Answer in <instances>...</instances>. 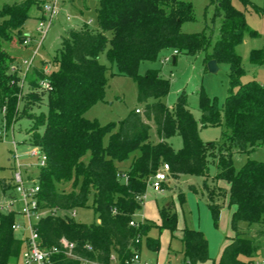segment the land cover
<instances>
[{
    "label": "trees",
    "instance_id": "1",
    "mask_svg": "<svg viewBox=\"0 0 264 264\" xmlns=\"http://www.w3.org/2000/svg\"><path fill=\"white\" fill-rule=\"evenodd\" d=\"M241 1L246 8L264 15V4ZM215 2L214 14L221 23L218 37L213 40V34L204 30L181 31V24L193 17V7L188 2L98 0V28H89L87 23L72 27L62 36L61 46L52 58L57 68L45 72L41 67H30L23 77L11 69L14 58L1 41L15 34L24 42L21 29L30 6L39 2L25 0L1 7L0 109L8 122L20 117L32 120L24 142L39 147L47 157L36 178L38 204L47 212L35 225L39 246L57 249L46 264H82L83 260L111 264L113 255L118 264H127L150 227L166 228L173 235L179 228L177 213L170 205L159 207L160 225L134 218L142 207L148 184L164 163L174 178L180 174L207 176L209 160L218 168L214 179L229 184L224 196L227 204L234 207L230 222L234 234L224 245L219 264H255L254 239L240 231V223L264 222V162L249 159L236 170L232 155L234 150L247 153L264 145V84L254 79L240 80L244 69L235 45L242 41L246 29L244 12L235 8L231 0ZM164 49L176 50V56L202 55L205 63L215 59L218 64L229 65L231 88L222 109L207 102L203 94L200 100L201 109L210 111L201 125H222V140L201 139L199 122L188 107L185 90L172 107L166 104L170 81L160 75V70L138 73L142 61L155 59ZM102 51L116 64L118 74L136 81L138 100L145 103L142 113L134 109L117 123L105 125L85 116L91 106L104 99L108 68L99 59ZM250 60L263 63L262 51L253 49ZM45 96L47 114L40 110ZM151 122L159 137L156 143L149 138ZM113 125L117 129L104 144L103 138ZM175 135L182 139L177 150L169 142ZM131 156L127 168L118 166ZM0 184L3 190L12 187L3 179ZM163 186L167 187L166 182ZM204 187L208 189L206 180ZM208 193L210 200L213 195H220L215 189H208ZM223 205L209 203L216 226ZM84 207L94 210L97 221L82 223L71 215L56 214L58 210ZM18 216L15 210L0 211V264H19L26 247V240L17 237L12 227ZM132 220L135 225L130 224ZM180 240L184 262L198 264L209 259L208 241L201 230L185 227ZM63 241L73 244L74 257L66 254L68 248ZM147 244L156 251L159 240L148 236Z\"/></svg>",
    "mask_w": 264,
    "mask_h": 264
},
{
    "label": "rangeland",
    "instance_id": "2",
    "mask_svg": "<svg viewBox=\"0 0 264 264\" xmlns=\"http://www.w3.org/2000/svg\"><path fill=\"white\" fill-rule=\"evenodd\" d=\"M25 0H0V9L5 3L14 4ZM39 2L33 4L29 9V17L25 20L21 29V35L28 38L29 43L24 44L22 40L13 35L9 39L1 41L2 47L14 58V64L17 67L20 76H24L30 67H41L45 72L57 68L53 56L61 46L62 36H66L67 31L72 27L88 24L89 28H98L96 20V8L98 0H35ZM188 2L193 7V17L184 21L180 29L183 32H201L206 31L213 34V40L218 37V28L220 26V17L215 16V0H182ZM257 6H263L264 0H249ZM232 5L244 12L246 20V29L240 43L235 45V51L241 56V66L244 74L241 76V82L248 80H257L264 84V62L252 63L250 53L253 49L262 51L264 58V15L258 14L246 8L241 0H231ZM54 7L56 13L53 15L49 25L50 11L45 13L46 5ZM45 25L44 32L39 30V23ZM0 22L2 16L0 15ZM49 25V27H48ZM48 27V28H47ZM254 32V33H252ZM110 36V33H108ZM172 50L164 49L153 60H144L138 66V73L145 75L149 69L160 70V75L169 79L170 89L165 102L172 107L179 94L185 90L187 94V103L194 117L199 122V135L204 142L222 140V125H201V120L210 114L209 110L201 109L200 100L203 97L207 102L215 103L218 109H222L227 95L230 92L229 72L230 67L227 63H219L216 72H210L207 63L204 62L202 55H188L179 53L177 62H172ZM100 61L107 66L105 78L107 81L104 99L96 102L85 113L90 119H96L101 125L110 122L117 123L129 112L137 107H145V103L138 100V87L136 81L126 75L118 74L115 63L110 62L106 51L99 55ZM165 59H168L165 61ZM170 59V60H169ZM15 68V67H14ZM45 83V82H44ZM46 87L45 85H43ZM236 88L234 87L233 90ZM27 92V87L24 93ZM153 101L152 99L149 102ZM22 103L19 105V110ZM40 110L47 114V97H44V103ZM142 113V112H141ZM221 116L222 117V112ZM6 113L0 109V180L11 183L10 188L3 190L0 184V211L7 212V204L15 197L16 191L13 187V172L15 164L20 165L23 180L26 185H31L39 173V158L31 154L32 146L24 142L27 138V130L32 125V120L27 117H20L15 121L8 122ZM222 120V118H221ZM117 129V125L105 134L104 144L109 141L110 134ZM149 138L152 142L159 141L156 127L151 122ZM172 147L177 150L182 146L180 136H172L169 139ZM16 152V153H15ZM137 154V151L135 152ZM134 153V154H135ZM17 157V160L15 158ZM133 156V155H132ZM117 163L121 168H127L133 157ZM249 159L264 162V145L255 147L247 153L234 150L232 155L233 165L239 170ZM206 175L198 174H180L177 177L168 175L166 184L162 192H153L150 185L147 187L146 196L142 207L134 214L135 220H148L151 223L160 225L159 207L170 205L176 211L177 227L179 230L171 232L166 228L150 227L147 234H143L140 239L138 253L142 263L146 264H189L184 262V254L181 243V230L185 227L201 230L208 241L209 259L206 262L198 264H219V257L224 245L233 236L231 229L232 207L227 204V197L224 196V188L229 184L225 181L214 179L218 172L216 164L209 160L206 165ZM204 180L209 190H214L220 195H213L210 200L208 189L204 187ZM69 187V186H68ZM67 187V189H69ZM220 202L223 207L220 211V217L217 226L214 224L213 216L209 203ZM21 208V202L17 196L11 206V210L18 211ZM234 208V207H233ZM47 211H44L46 213ZM72 211H56L57 215H71ZM17 220L26 224V220L21 216ZM75 220L82 223H93L97 221V215L90 207L77 208ZM240 231L246 232L248 236L254 239L256 245L255 264H264V222L259 224L240 223ZM28 230L15 231L17 237L23 234L28 235ZM157 238L159 240L158 249L151 250L147 244V237ZM19 264H23L20 259ZM111 264H118L115 255L112 256Z\"/></svg>",
    "mask_w": 264,
    "mask_h": 264
},
{
    "label": "built area",
    "instance_id": "3",
    "mask_svg": "<svg viewBox=\"0 0 264 264\" xmlns=\"http://www.w3.org/2000/svg\"><path fill=\"white\" fill-rule=\"evenodd\" d=\"M45 10H46L45 13L47 11H50V17H49V25H50L53 19V15L56 13V11L54 7L50 6L49 4L46 5ZM44 28L45 25L41 21L39 23V30L44 32ZM43 34H45V32ZM23 43L28 44L29 43L28 38H25ZM173 53L177 54V51L174 50ZM167 60L168 59H165V61ZM14 70H17L16 66H13V71ZM42 85L48 86L47 82L45 83L42 82ZM135 111L141 113L142 109L137 107ZM31 154L39 158L40 167L45 165L47 157L46 154L42 152L39 147H32ZM15 158L17 160L16 155ZM169 169H170L169 165L167 163H164L161 166V168L154 174V176L151 178L150 183L148 184L150 185L152 190H154L155 192H162L164 190L163 184L167 181L169 175ZM13 183L16 194L12 196L15 198L11 202H8L7 210L8 211L11 210V206L13 205V203L15 202L18 196L19 201L21 202V208L17 212L19 216H21L26 220V224H24L23 222L20 223L18 220H16L12 227L14 231L17 230L29 231L27 236L23 234V238L26 240L25 241L26 247L22 251V256H21L22 262L23 264H46L50 258V254L56 252L57 249L53 248L51 250H46L41 248L38 243V233L35 225L37 221L46 213H44V211L40 209L38 204L37 193L39 191V185L37 183V179L33 180L31 185L29 186L26 185L23 180L20 165L16 163L13 172ZM143 199H145V195L143 196ZM71 216L72 217L76 216V210L72 211ZM130 224L135 225L136 222L132 220L130 221ZM63 243H64V247L68 248L66 254L68 256L74 257V255H72L71 253L73 244L68 243L67 241H63ZM82 264H97V263L93 261L83 260ZM127 264H146V263L141 262L140 255L136 251L133 257L131 258V260Z\"/></svg>",
    "mask_w": 264,
    "mask_h": 264
},
{
    "label": "water",
    "instance_id": "4",
    "mask_svg": "<svg viewBox=\"0 0 264 264\" xmlns=\"http://www.w3.org/2000/svg\"><path fill=\"white\" fill-rule=\"evenodd\" d=\"M172 62H176V55H172ZM207 68L210 72H216L218 70V63L215 59H210L207 62Z\"/></svg>",
    "mask_w": 264,
    "mask_h": 264
},
{
    "label": "crops",
    "instance_id": "5",
    "mask_svg": "<svg viewBox=\"0 0 264 264\" xmlns=\"http://www.w3.org/2000/svg\"><path fill=\"white\" fill-rule=\"evenodd\" d=\"M79 26H80V25H79ZM74 27H78V25H77V26L74 25ZM172 52H173V51H172ZM173 55H176V54L173 53ZM176 62H177V56H176ZM176 62H175V63H176ZM153 192H155V191L153 190ZM156 193H159V192H156ZM145 196H146V194H145ZM232 210H234L233 207H232ZM22 236H23V235H22ZM222 249H223V248H222Z\"/></svg>",
    "mask_w": 264,
    "mask_h": 264
}]
</instances>
